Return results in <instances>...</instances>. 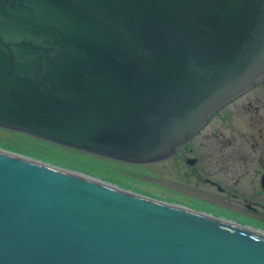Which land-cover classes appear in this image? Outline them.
I'll return each mask as SVG.
<instances>
[{
  "label": "water",
  "instance_id": "obj_1",
  "mask_svg": "<svg viewBox=\"0 0 264 264\" xmlns=\"http://www.w3.org/2000/svg\"><path fill=\"white\" fill-rule=\"evenodd\" d=\"M264 77V0H0V128L168 157ZM0 264H264L249 227L0 148Z\"/></svg>",
  "mask_w": 264,
  "mask_h": 264
},
{
  "label": "rangeland",
  "instance_id": "obj_2",
  "mask_svg": "<svg viewBox=\"0 0 264 264\" xmlns=\"http://www.w3.org/2000/svg\"><path fill=\"white\" fill-rule=\"evenodd\" d=\"M256 94H250L229 105L222 115L230 113V116H227L225 121L216 118L202 131L195 142L196 148L203 146V150L199 149V151L202 158L206 157L207 161L199 166L216 180L219 179L223 186L225 185L227 192L232 186L249 190L250 181L257 185L258 160L264 155V142L259 138L258 131V128H261L264 137V100H258ZM252 104L259 106L258 112L247 109ZM234 126H240V130L232 132ZM36 140L28 135L25 137V134L0 128L1 149L89 174L121 188L168 203L181 204L192 210L208 212L211 208L206 203L195 201L193 197L181 193L180 185L176 184L181 179V173L177 168L170 167L169 159L149 164H130L98 156V158L79 156L76 151L61 149L58 145L59 148L55 144L52 146L50 142ZM211 154L215 155L209 159L208 156ZM237 177H239L238 182L234 185ZM203 187L210 189L207 185ZM220 211L225 213L226 217H234L227 210Z\"/></svg>",
  "mask_w": 264,
  "mask_h": 264
},
{
  "label": "flooded vegetation",
  "instance_id": "obj_3",
  "mask_svg": "<svg viewBox=\"0 0 264 264\" xmlns=\"http://www.w3.org/2000/svg\"><path fill=\"white\" fill-rule=\"evenodd\" d=\"M262 88H264V77L260 81L251 85L245 91H242L241 93L230 99L227 103H225L218 109L214 110L205 119L204 123L195 132H193L182 145H180L165 159L170 160V167L172 169L177 168V170H179V173H181V179L176 183L180 185L181 193L188 197H193L192 199H194L195 201L203 202L211 206L208 212H203L197 209L194 210L205 214H210L231 223L234 222V224H239L246 227L251 226L253 228H249H251L252 230L264 234V155L260 156L258 160L259 164L256 170L257 185L250 181L251 183L249 182V190L232 186L230 188L231 190L227 192L225 185L223 186L219 179L216 180L205 170L203 171L202 166H199L202 162L205 163L207 161L206 157L204 159L202 158V155L199 151V149L203 150V146L201 148H196L195 146V142L197 141L198 136L216 118H220L222 121H225L227 116H230V113H228L227 115H222V112L229 105L236 103L243 97H246L253 93H257L256 98L260 101H263L264 90H260ZM258 107V105L252 104V106H248L247 109H252L253 112H258ZM237 130H240V126L232 127V132H235ZM258 131L260 132L259 138L264 142V137L261 132L262 129L258 128ZM240 142H242L241 139ZM214 155L215 154H211V156H208L209 159L210 157H214ZM238 179L239 177L235 178L233 183L234 185L237 184ZM206 185L209 186L212 190L215 189L216 193L210 189H206L205 187H203ZM220 210H227L230 214H233L234 217H226L225 213ZM213 211H215L216 213H214Z\"/></svg>",
  "mask_w": 264,
  "mask_h": 264
},
{
  "label": "trees",
  "instance_id": "obj_4",
  "mask_svg": "<svg viewBox=\"0 0 264 264\" xmlns=\"http://www.w3.org/2000/svg\"><path fill=\"white\" fill-rule=\"evenodd\" d=\"M25 137H26V135H25ZM30 137V136H29ZM35 140V139H34ZM36 141H41V142H44V143H47V142H45V141H42V140H36ZM49 144H51V143H49ZM52 146H55L54 144L52 145ZM56 147H58L57 145H56ZM61 149L63 148V149H65V150H69V151H73V152H75V153H77L79 156H83V157H88V156H91V157H95V158H98L97 156H94V155H91V154H87V153H83V152H79V151H77V150H73V149H70V148H66V147H62V146H59ZM58 147V148H59Z\"/></svg>",
  "mask_w": 264,
  "mask_h": 264
},
{
  "label": "bare ground",
  "instance_id": "obj_5",
  "mask_svg": "<svg viewBox=\"0 0 264 264\" xmlns=\"http://www.w3.org/2000/svg\"><path fill=\"white\" fill-rule=\"evenodd\" d=\"M72 171V170H71ZM73 172H75V173H77V171H73ZM79 173H82V172H79ZM82 174H84V173H82ZM85 175H88V176H91V175H89V174H85ZM91 177H93V176H91ZM94 178H96V177H94ZM100 180H102V179H100ZM102 181H105V180H102ZM135 193H137V192H135ZM169 204H174V205H178V206H182L181 204H175V203H169ZM183 207H185V206H183ZM186 208V207H185ZM226 221V220H225ZM231 223V222H230Z\"/></svg>",
  "mask_w": 264,
  "mask_h": 264
}]
</instances>
